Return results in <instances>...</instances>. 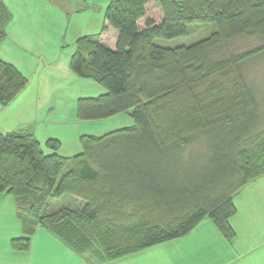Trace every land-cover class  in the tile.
I'll return each instance as SVG.
<instances>
[{"label":"trees","instance_id":"1","mask_svg":"<svg viewBox=\"0 0 264 264\" xmlns=\"http://www.w3.org/2000/svg\"><path fill=\"white\" fill-rule=\"evenodd\" d=\"M154 1L158 21L147 15L150 0H111L102 32L116 29L115 45L83 36L71 57L75 73L107 90L79 98L78 119L129 114L133 125L81 136L83 151L72 157L58 153V139L46 153L32 133H0V194L15 197L22 225L13 249L30 250L38 227L104 262L184 237L206 218L228 241L236 237L234 197L264 176V93L243 71L264 55V0ZM11 17L0 0V41ZM196 23L215 30L192 45L155 43ZM27 84L0 60L2 106ZM64 197L67 206L47 211Z\"/></svg>","mask_w":264,"mask_h":264},{"label":"crops","instance_id":"2","mask_svg":"<svg viewBox=\"0 0 264 264\" xmlns=\"http://www.w3.org/2000/svg\"><path fill=\"white\" fill-rule=\"evenodd\" d=\"M2 1L12 17L7 35L0 41V60L13 64L28 78V84L12 102L0 104V133H32L46 153L52 152L47 141L58 139V153L72 157L83 151L81 136L101 137L116 130L115 123L121 126L117 129L133 125L132 118H116L121 115L90 122L77 116L79 98L96 97L107 90L71 69L76 42L100 34L101 42L114 46L116 29L109 27L68 41L69 12L64 0ZM110 33L112 41L107 38ZM234 202L237 213L230 220L236 232L233 241L206 218L184 237L104 262L75 252L42 227L32 237L30 250L13 249L11 241L22 236V225L15 197L1 193L0 264H264V176L241 189Z\"/></svg>","mask_w":264,"mask_h":264},{"label":"rangeland","instance_id":"3","mask_svg":"<svg viewBox=\"0 0 264 264\" xmlns=\"http://www.w3.org/2000/svg\"><path fill=\"white\" fill-rule=\"evenodd\" d=\"M110 1L111 0H64V4L69 12L67 18L69 25L67 40H74L75 37L82 36L84 34L99 33L102 30L103 25L105 24V11ZM147 15L155 18L157 21L162 17L160 7L154 0H150L148 4ZM143 22L144 21H141V26L142 24H144ZM214 30V23L190 24L188 25V33L186 35L173 39L157 38L155 39V43L165 47L192 45L208 37ZM112 36L113 35L111 33L107 35L109 41H112ZM253 42L254 41L247 40L244 43H246V45L250 47L255 44ZM71 48H74V45L71 46ZM243 71L250 84L255 86V88H257L256 86L260 85L264 93V55L251 60L246 65H244ZM87 80H89V83L94 84V86H96L97 88H105L104 86L96 84L90 79ZM260 114V118L264 119V99ZM121 116L122 117L116 118H132L129 114H123ZM112 120H115L116 122V120L118 119ZM118 127H121L120 124L115 123V129H117ZM69 201L70 199L68 197L51 198L48 203L47 211L51 212L58 210L61 207L67 206Z\"/></svg>","mask_w":264,"mask_h":264}]
</instances>
